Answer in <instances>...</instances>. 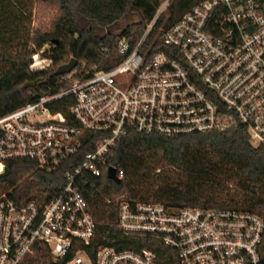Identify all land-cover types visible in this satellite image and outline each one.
Returning a JSON list of instances; mask_svg holds the SVG:
<instances>
[{"label": "built area", "instance_id": "built-area-1", "mask_svg": "<svg viewBox=\"0 0 264 264\" xmlns=\"http://www.w3.org/2000/svg\"><path fill=\"white\" fill-rule=\"evenodd\" d=\"M172 1L162 0L135 43L118 41L113 69L71 73L68 90L0 117V175L29 160L46 173L64 168L67 181L43 206L0 197V264H29L42 247L51 264H160L152 250L104 244L79 185L110 168L123 180L108 158L130 132L178 138L241 125L264 146V0H195L178 23L166 28L167 16L158 28ZM46 49L32 71L52 65ZM65 98L70 119L54 112ZM87 133L97 139L83 154ZM116 227L122 237L161 241L178 264H261L264 220L252 212L123 201Z\"/></svg>", "mask_w": 264, "mask_h": 264}, {"label": "trees", "instance_id": "trees-1", "mask_svg": "<svg viewBox=\"0 0 264 264\" xmlns=\"http://www.w3.org/2000/svg\"><path fill=\"white\" fill-rule=\"evenodd\" d=\"M47 2L57 3L59 16L49 32L34 33L33 7ZM194 5L195 0L172 1L158 28L167 16L166 28L174 26ZM156 7L145 15L135 0H0V117L42 96L68 90L72 83L58 71L73 59L79 66L113 69L121 61L118 41L135 43ZM46 46L50 48L43 56L50 58L52 65L46 71H32V57ZM71 104L73 100L65 98L54 112L70 119ZM88 138L89 142L97 139L87 133L83 154L94 148L93 142L86 145ZM79 161L81 157L73 162ZM108 161L119 163L124 170L120 183L104 174L101 178L85 175L79 184L104 244L149 249L157 254L160 264H178L176 252L159 240L121 236L116 224L123 201L248 211L264 220V146H253L247 128L241 125L227 132L178 138L130 132L112 149ZM65 173L64 168L46 173L33 161L14 160L0 175V196L10 193L19 202L36 201L43 206L66 185ZM260 254L264 264V237ZM30 258L29 264H51L47 247Z\"/></svg>", "mask_w": 264, "mask_h": 264}, {"label": "rangeland", "instance_id": "rangeland-1", "mask_svg": "<svg viewBox=\"0 0 264 264\" xmlns=\"http://www.w3.org/2000/svg\"><path fill=\"white\" fill-rule=\"evenodd\" d=\"M161 2L162 0H135V6L142 9L144 14L146 13L149 15L153 7L156 6V4L159 6ZM58 16L59 7L56 2L36 3L33 7V14L31 17L32 32H49L52 28L53 22ZM46 48L50 47L46 46ZM91 70H97V68H88L85 64H82L81 66L78 65L72 72V75L80 74L83 71L90 72Z\"/></svg>", "mask_w": 264, "mask_h": 264}, {"label": "water", "instance_id": "water-1", "mask_svg": "<svg viewBox=\"0 0 264 264\" xmlns=\"http://www.w3.org/2000/svg\"><path fill=\"white\" fill-rule=\"evenodd\" d=\"M78 61L76 59H73L68 65H65L61 67L58 71L59 75H69L71 74L77 67ZM108 178L116 183H120V180L116 177V172L113 168H110L108 170Z\"/></svg>", "mask_w": 264, "mask_h": 264}]
</instances>
